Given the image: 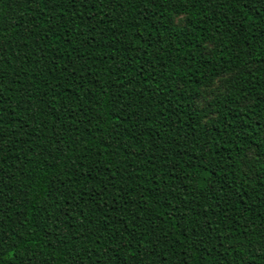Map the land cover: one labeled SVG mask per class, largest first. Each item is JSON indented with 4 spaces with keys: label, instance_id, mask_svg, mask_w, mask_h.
I'll return each instance as SVG.
<instances>
[{
    "label": "trees",
    "instance_id": "trees-1",
    "mask_svg": "<svg viewBox=\"0 0 264 264\" xmlns=\"http://www.w3.org/2000/svg\"><path fill=\"white\" fill-rule=\"evenodd\" d=\"M0 264H264V0H0Z\"/></svg>",
    "mask_w": 264,
    "mask_h": 264
},
{
    "label": "rangeland",
    "instance_id": "rangeland-1",
    "mask_svg": "<svg viewBox=\"0 0 264 264\" xmlns=\"http://www.w3.org/2000/svg\"><path fill=\"white\" fill-rule=\"evenodd\" d=\"M214 89H215V86L212 85L211 87H209L207 91L214 90Z\"/></svg>",
    "mask_w": 264,
    "mask_h": 264
}]
</instances>
